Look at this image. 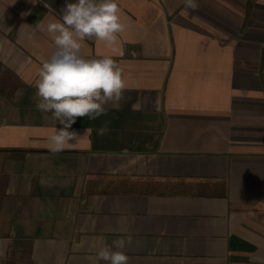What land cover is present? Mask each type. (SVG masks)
<instances>
[{
    "label": "crops",
    "instance_id": "obj_1",
    "mask_svg": "<svg viewBox=\"0 0 264 264\" xmlns=\"http://www.w3.org/2000/svg\"><path fill=\"white\" fill-rule=\"evenodd\" d=\"M75 2L0 0V264H106L129 236V264H264V0H117L119 43L81 52L118 63L124 98L53 154L35 24Z\"/></svg>",
    "mask_w": 264,
    "mask_h": 264
},
{
    "label": "clouds",
    "instance_id": "obj_2",
    "mask_svg": "<svg viewBox=\"0 0 264 264\" xmlns=\"http://www.w3.org/2000/svg\"><path fill=\"white\" fill-rule=\"evenodd\" d=\"M184 5L192 10L199 7L197 0H184ZM62 21L45 24L40 20L35 24L56 45L51 58L42 64L36 82V95L40 98L37 110L51 112L53 119L63 125L48 137L53 154L74 147L82 138L77 132L69 131L78 117L96 120L106 115L107 105L119 106L126 90V78L114 59L107 56L86 59L81 52V41L86 39L103 41L109 47L119 43L118 34L123 33L127 25L122 22L117 0L67 3ZM90 131L87 129L85 135ZM108 131L105 123L98 129V135L103 136ZM130 244V236L115 239L111 245L105 244L98 250L97 259L106 264H129V257L123 250Z\"/></svg>",
    "mask_w": 264,
    "mask_h": 264
}]
</instances>
